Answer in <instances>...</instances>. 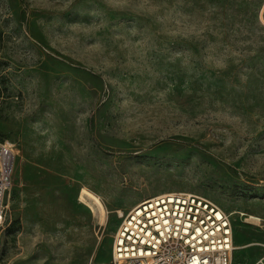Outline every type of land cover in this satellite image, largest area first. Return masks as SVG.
Here are the masks:
<instances>
[{
  "label": "rangeland",
  "instance_id": "rangeland-1",
  "mask_svg": "<svg viewBox=\"0 0 264 264\" xmlns=\"http://www.w3.org/2000/svg\"><path fill=\"white\" fill-rule=\"evenodd\" d=\"M0 135L16 152L0 264H114L122 215L166 191L216 202L234 245L259 243L233 264H254L264 0H0Z\"/></svg>",
  "mask_w": 264,
  "mask_h": 264
},
{
  "label": "built area",
  "instance_id": "built-area-1",
  "mask_svg": "<svg viewBox=\"0 0 264 264\" xmlns=\"http://www.w3.org/2000/svg\"><path fill=\"white\" fill-rule=\"evenodd\" d=\"M16 152L0 135V230L7 218ZM231 215L190 191L158 193L122 215L113 237L114 264H233ZM254 264H264V255Z\"/></svg>",
  "mask_w": 264,
  "mask_h": 264
},
{
  "label": "bare ground",
  "instance_id": "bare-ground-1",
  "mask_svg": "<svg viewBox=\"0 0 264 264\" xmlns=\"http://www.w3.org/2000/svg\"><path fill=\"white\" fill-rule=\"evenodd\" d=\"M80 196H79V200L87 205H89L94 212H98L100 213L102 216L105 215L106 213V206L104 204V201L102 200L101 196H99L97 193H95L94 191H92L91 189L87 188V187H83L82 189H80ZM234 211V210H233ZM120 215L123 214L122 210H119ZM251 218L254 219H261L260 217H258V215H250ZM253 244H259V243H248V244H239V245H235V249L234 250H239L242 249L244 247H247L249 245H253Z\"/></svg>",
  "mask_w": 264,
  "mask_h": 264
}]
</instances>
